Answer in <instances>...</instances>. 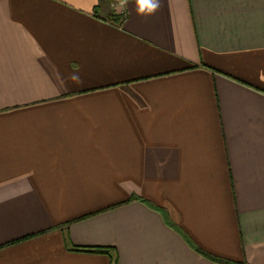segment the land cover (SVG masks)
<instances>
[{
	"label": "crops",
	"instance_id": "obj_1",
	"mask_svg": "<svg viewBox=\"0 0 264 264\" xmlns=\"http://www.w3.org/2000/svg\"><path fill=\"white\" fill-rule=\"evenodd\" d=\"M112 1L0 0V264H264V0Z\"/></svg>",
	"mask_w": 264,
	"mask_h": 264
},
{
	"label": "trees",
	"instance_id": "obj_2",
	"mask_svg": "<svg viewBox=\"0 0 264 264\" xmlns=\"http://www.w3.org/2000/svg\"><path fill=\"white\" fill-rule=\"evenodd\" d=\"M118 18H120V16H118ZM137 200L146 204L150 209L158 212L162 216L166 225H168L171 229H173L176 233H178L185 240V242L187 244H189L197 253L202 255L204 258H206L212 262H215L217 264H247L246 262L230 260V259L219 257V256L213 255L209 252L201 250L191 241V239L188 237V235L179 226H177L176 224H174L172 222V220L169 218L167 212L163 208L156 206V205H154V204H152V203H150L144 199H141V198H137ZM64 226L67 227V223H65ZM66 227H64V229H66ZM92 251L96 252V253H105V252H107V249H104L101 247H96V248L92 249Z\"/></svg>",
	"mask_w": 264,
	"mask_h": 264
},
{
	"label": "rangeland",
	"instance_id": "obj_3",
	"mask_svg": "<svg viewBox=\"0 0 264 264\" xmlns=\"http://www.w3.org/2000/svg\"><path fill=\"white\" fill-rule=\"evenodd\" d=\"M116 4L118 5V3L115 2V0L112 1V2H110V5H111V6L116 5ZM98 12H100V11H98ZM120 15H122V13H121Z\"/></svg>",
	"mask_w": 264,
	"mask_h": 264
}]
</instances>
